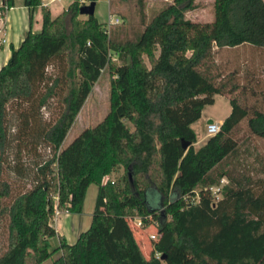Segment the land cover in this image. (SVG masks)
I'll return each mask as SVG.
<instances>
[{"label":"trees","instance_id":"16d2710c","mask_svg":"<svg viewBox=\"0 0 264 264\" xmlns=\"http://www.w3.org/2000/svg\"><path fill=\"white\" fill-rule=\"evenodd\" d=\"M2 1L3 12L15 5ZM25 5L41 7L42 28L30 30L0 69V222L8 219L0 264H43L55 251L61 256L52 264H264V169L241 161L236 139L248 118L251 133L264 138V112L251 113L232 97L214 59L216 48L264 49V0H215L207 23L186 19L195 0H174L135 41L121 28L108 31L95 15L81 19L78 0L55 18L43 0ZM52 64L62 69L53 79ZM106 69L110 112L64 144ZM217 95L230 96L231 113L197 149L192 126ZM52 100L60 105L57 117L35 127ZM16 103L29 104L24 128L39 129L50 155L36 165L31 188L12 198L4 173L9 107ZM120 167L121 184H104ZM14 170L27 175L19 159ZM224 179L216 199L211 188ZM91 185L98 195L90 227L74 244L60 239L52 251L56 208L81 214ZM152 187L163 198L161 208L150 205ZM135 218L141 229L157 228L149 256L135 235L141 229L131 225Z\"/></svg>","mask_w":264,"mask_h":264},{"label":"rangeland","instance_id":"374dc122","mask_svg":"<svg viewBox=\"0 0 264 264\" xmlns=\"http://www.w3.org/2000/svg\"><path fill=\"white\" fill-rule=\"evenodd\" d=\"M142 1V3H141ZM174 0H98L96 4L95 16L100 23L105 24L108 31L115 28H121L125 33V37L131 40H137L138 35L143 30L146 23L153 18L166 4L172 3ZM44 2V1H43ZM73 0H63L53 3L51 6L52 13L57 16L62 6H68ZM215 0H195L196 8L186 13V19L198 23H207L214 20ZM142 4V5H141ZM81 19H87L81 15ZM119 18L118 25H109L110 19ZM37 24V23H36ZM35 32L41 31L35 26ZM113 60L117 59L116 55L112 56ZM214 59L217 65L216 73L222 76L224 82H228L229 93L233 94L243 106L253 111L264 112V49L255 48L249 44L236 48L215 49ZM146 62L148 60L146 58ZM61 67L58 64H52L48 68V76L52 79L61 75ZM111 75L106 69L98 82L95 84L92 93L87 99L84 107L78 114L76 121L70 130L64 144L71 143L84 130L93 128L99 124L111 110ZM216 98V97H215ZM29 104H12L9 107V129L11 143L7 151V167L5 169L4 178L13 188L12 198L30 189L33 184L34 171L36 165L47 159L50 155L49 150L41 142L38 134L39 129L27 130L24 128L22 113L29 111ZM232 110L230 96L218 97L213 105L206 106L203 113L204 118L194 125V129L198 134L197 148L201 147V141H207L208 118H212L215 122H221L223 118L229 116ZM60 111V105L57 100H52L46 109L41 110V120L39 125L35 127H45L52 123ZM252 115V114H251ZM236 139L241 147V161L256 170L264 169V138L255 136L249 128V118L245 119L236 133ZM37 144V146L35 145ZM19 145L22 148L20 153ZM35 145V146H34ZM26 167L27 175H19L15 172L14 167L17 161ZM124 168L120 167L117 171L109 175L112 184H121L124 175ZM262 176V175H261ZM98 195V186L91 185L86 193L84 200L83 212L81 214H73L66 209H59L62 215L56 219H52L54 227L59 223V219L64 220L63 215H71L79 220H83L82 226L89 228L92 223L93 213L95 210ZM150 205L153 208H161L163 198L154 187L148 190ZM9 200L7 203H10ZM76 215V216H74ZM8 219L5 218L0 222V256L7 249L8 244ZM131 223V222H130ZM135 229V223H131ZM83 228V227H82ZM83 228V230H85ZM156 227L148 226L146 229L135 231L138 241L145 242L143 252L149 256L152 249V235H156ZM77 231V234L81 231ZM143 244V243H142ZM59 240L53 238L51 240L52 251L57 249ZM61 256L60 251H55L53 256L43 264H52ZM166 264V263H163Z\"/></svg>","mask_w":264,"mask_h":264},{"label":"crops","instance_id":"0c3cea01","mask_svg":"<svg viewBox=\"0 0 264 264\" xmlns=\"http://www.w3.org/2000/svg\"><path fill=\"white\" fill-rule=\"evenodd\" d=\"M71 3H69L67 7L62 6L61 10L57 12V16L61 14L64 10H66L71 5ZM43 5L50 9L52 17L54 18L57 17V16H54L52 13V9H51L52 4L45 5V3L43 2ZM4 12L6 15V24H7V29H8V43L6 45H0V69L4 65H6L8 61L10 60L11 54H12V48L17 49L21 45L22 41L24 40V38L26 37L27 33L30 30L35 32L36 31L35 26L37 25L39 27V24H41V28H42V9L41 7L36 8L35 10H31L25 5V0H15L14 7H12L11 9H6ZM218 97H222V96L217 95L216 98ZM203 118H204V113H202L201 119ZM226 118H223V120H221V122H218V123L222 124ZM210 120H212V118H208V121ZM195 124H193L192 126L193 129H194ZM197 138H198V134H197ZM205 143L206 141L202 140L201 146H203ZM196 146L197 145H195V148H197ZM63 217H64V220L60 218L59 223H57V226L55 227L57 234H58L56 238L59 240V243H60V239H65L68 243L74 244L79 238L80 234L86 231L88 228H84L85 224L84 226H82L84 223L82 219L79 220L76 217L73 218L71 217V215H63ZM82 227L85 230H83ZM80 228L82 230L77 234V231H79ZM138 242L142 250H144L143 245H146V243L140 242V241Z\"/></svg>","mask_w":264,"mask_h":264},{"label":"built area","instance_id":"2783aa9c","mask_svg":"<svg viewBox=\"0 0 264 264\" xmlns=\"http://www.w3.org/2000/svg\"><path fill=\"white\" fill-rule=\"evenodd\" d=\"M60 1H63V0H44V3H45V5H49V4H53L56 2H60ZM78 1H79V4L81 7L84 5H88L90 3L89 0H78ZM2 5H3V1L0 0V7H2ZM119 23H120L119 18H115V19L111 18L109 21V25H118ZM7 43H8V29H7V24H6V15H5V12L1 11V9H0V45H6ZM220 129H221L220 123L215 122V121L210 123L208 121L207 130H206L207 136L211 137V136L216 135L217 133H219ZM109 181H110L109 176H106L103 180V183L107 184ZM226 182L227 181L224 179V180H222L220 186H216V187L211 188L212 194L216 199H219L220 191H221L223 185L226 184ZM66 211H68V210H66ZM61 215H62V212L58 208H56L55 214H54V219L58 218ZM134 223L140 229L143 227V223H142V220L140 218H135ZM151 238H152V240H156V235H152ZM158 257H160V256H158Z\"/></svg>","mask_w":264,"mask_h":264},{"label":"water","instance_id":"95a60500","mask_svg":"<svg viewBox=\"0 0 264 264\" xmlns=\"http://www.w3.org/2000/svg\"><path fill=\"white\" fill-rule=\"evenodd\" d=\"M96 4H97V0H92V1H90V3L88 5L82 6L80 9V14L83 16H86V17L94 16L95 11H96ZM209 122L211 123L213 121L210 120ZM161 260L165 261L166 260L165 256H163L161 258Z\"/></svg>","mask_w":264,"mask_h":264}]
</instances>
